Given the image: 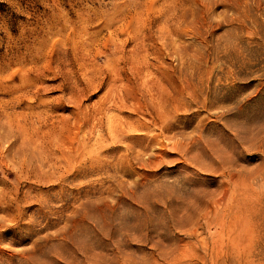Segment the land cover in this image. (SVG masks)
Wrapping results in <instances>:
<instances>
[{
    "label": "rangeland",
    "instance_id": "1",
    "mask_svg": "<svg viewBox=\"0 0 264 264\" xmlns=\"http://www.w3.org/2000/svg\"><path fill=\"white\" fill-rule=\"evenodd\" d=\"M0 264H264V0H0Z\"/></svg>",
    "mask_w": 264,
    "mask_h": 264
}]
</instances>
